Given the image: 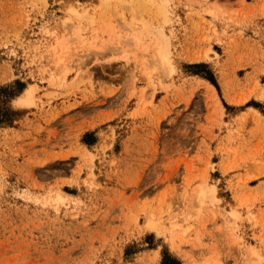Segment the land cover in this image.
I'll return each mask as SVG.
<instances>
[{"label":"rangeland","instance_id":"obj_1","mask_svg":"<svg viewBox=\"0 0 264 264\" xmlns=\"http://www.w3.org/2000/svg\"><path fill=\"white\" fill-rule=\"evenodd\" d=\"M141 1L0 0V264H264V0Z\"/></svg>","mask_w":264,"mask_h":264},{"label":"bare ground","instance_id":"obj_2","mask_svg":"<svg viewBox=\"0 0 264 264\" xmlns=\"http://www.w3.org/2000/svg\"><path fill=\"white\" fill-rule=\"evenodd\" d=\"M108 1H110V0H100V2H101V7H105L104 5L108 2ZM139 1V2H138ZM137 2L139 3V5H140V3H142V1L141 0H137ZM142 6H143V3L141 4ZM139 6V7H142V6ZM159 7V6H158ZM160 9V8H159ZM163 9H161V11H162ZM68 11H70L69 12V14H71V15H76V16H79V17H82L83 15H85L84 17H86L87 16V18H89L90 20H92L94 17H95V15L93 14V13H90L89 15H88V13H87V15H86V12H82V13H79V12H77L74 8H72V7H69V9H68ZM160 11V12H161ZM85 13V14H84ZM106 26H109L108 24H105ZM107 29L109 28V27H106ZM76 34H78L79 33V29H77L76 30V32H75ZM165 34H163V32L162 31H160V30H158V35H157V39L159 40H157L158 41V47L156 46V53H155V56H156V58H157V60L156 61H158V63L162 66V67H166L167 65H169L170 66V57H169V51H168V46H167V44H166V42L167 41H165V40H163V41H165V42H163L162 41V44L161 43H159V42H161V39H164L165 38V36H164ZM166 39V38H165ZM131 40H133V42L135 43V44H139L140 43V36L137 34H134L133 36H132V38H131ZM165 43V44H164ZM156 44V45H157ZM59 48H62V43H61V41L60 40H58L57 41V39L55 40V42H54V44H51L50 45V47H49V51L54 55L56 52H57V50L59 49ZM60 50V49H59ZM57 54V53H56ZM59 60V59H58ZM60 61H58L57 63H59ZM167 68V67H166ZM262 92V97H264V88H263V91H261ZM32 93H33V86H31L30 85V87L29 88H27L26 90H25V92H24V97H18L15 101L16 102H19V103H21V104H24V105H28V104H30V100H31V97H32ZM261 95V94H260ZM205 191H204V189H202L201 190V194L203 195V196H205V193H204ZM58 197L59 198H63V196L62 195H58Z\"/></svg>","mask_w":264,"mask_h":264},{"label":"trees","instance_id":"obj_3","mask_svg":"<svg viewBox=\"0 0 264 264\" xmlns=\"http://www.w3.org/2000/svg\"><path fill=\"white\" fill-rule=\"evenodd\" d=\"M161 264H180V262L178 260H176L175 258H171V257L165 256L162 259V263Z\"/></svg>","mask_w":264,"mask_h":264}]
</instances>
